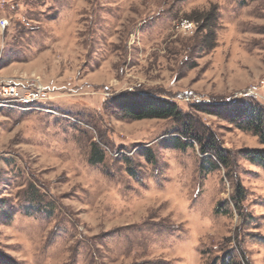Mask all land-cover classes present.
Segmentation results:
<instances>
[{
  "label": "rangeland",
  "instance_id": "rangeland-1",
  "mask_svg": "<svg viewBox=\"0 0 264 264\" xmlns=\"http://www.w3.org/2000/svg\"><path fill=\"white\" fill-rule=\"evenodd\" d=\"M1 19L0 85L50 91L0 111L7 263L264 264V168L240 156L264 146L220 112L264 110V0H0ZM127 93L174 102L228 168L175 147L172 119L119 118Z\"/></svg>",
  "mask_w": 264,
  "mask_h": 264
},
{
  "label": "trees",
  "instance_id": "trees-1",
  "mask_svg": "<svg viewBox=\"0 0 264 264\" xmlns=\"http://www.w3.org/2000/svg\"><path fill=\"white\" fill-rule=\"evenodd\" d=\"M203 30L210 31L213 34L209 27L205 26ZM212 34H210L211 38L207 35L205 44L208 45L209 39L212 41ZM110 105L114 113L121 119L131 121L174 120L180 125V129L176 130L179 136L171 138L175 147L184 149L187 145L192 146L193 143H198L201 154L210 156L207 161L212 169H218L221 166L228 168L230 158L227 156L226 151L217 146L216 138L210 135L209 130L184 115L174 102L157 99L145 94L127 93L112 99ZM221 109L223 110L220 112L225 116V119L231 121L241 131L251 133L257 137L261 145L264 146V110L259 104L240 101ZM182 139H190V144L182 142ZM240 156L248 162L258 164L264 168V149L244 150L240 152ZM0 264L9 263L0 255ZM222 264L241 263L232 259H223Z\"/></svg>",
  "mask_w": 264,
  "mask_h": 264
},
{
  "label": "built area",
  "instance_id": "built-area-1",
  "mask_svg": "<svg viewBox=\"0 0 264 264\" xmlns=\"http://www.w3.org/2000/svg\"><path fill=\"white\" fill-rule=\"evenodd\" d=\"M7 27L8 22L1 19L0 31L5 30ZM176 28L190 35H193L196 30L195 23L188 20H182L177 24ZM49 95L50 91L48 88L38 81L27 80L23 83H3L0 85V111L7 108L38 109L42 103L49 100Z\"/></svg>",
  "mask_w": 264,
  "mask_h": 264
}]
</instances>
